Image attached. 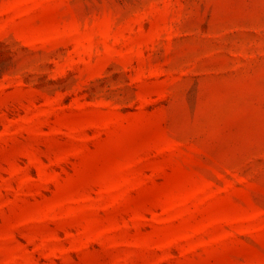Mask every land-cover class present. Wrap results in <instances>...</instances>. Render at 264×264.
<instances>
[{
  "label": "rangeland",
  "instance_id": "1",
  "mask_svg": "<svg viewBox=\"0 0 264 264\" xmlns=\"http://www.w3.org/2000/svg\"><path fill=\"white\" fill-rule=\"evenodd\" d=\"M0 264H264V0H0Z\"/></svg>",
  "mask_w": 264,
  "mask_h": 264
}]
</instances>
